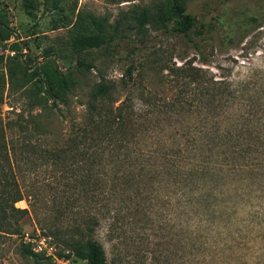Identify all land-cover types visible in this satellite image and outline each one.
I'll return each mask as SVG.
<instances>
[{"label":"rangeland","instance_id":"374dc122","mask_svg":"<svg viewBox=\"0 0 264 264\" xmlns=\"http://www.w3.org/2000/svg\"><path fill=\"white\" fill-rule=\"evenodd\" d=\"M150 2L0 0V118L9 138L31 143L15 204L28 213L0 243V264H33L20 244L38 233L76 264H89L71 250L89 236L106 264H264V0H188L199 22L188 38L170 21L137 32L133 6ZM92 18L106 20L108 47L76 52ZM46 49L72 82L56 107L23 81L39 80ZM102 80L110 117L98 126L88 105ZM240 127L261 144L205 143ZM87 174L104 192H87Z\"/></svg>","mask_w":264,"mask_h":264},{"label":"trees","instance_id":"16d2710c","mask_svg":"<svg viewBox=\"0 0 264 264\" xmlns=\"http://www.w3.org/2000/svg\"><path fill=\"white\" fill-rule=\"evenodd\" d=\"M184 4L188 5V0H158L156 3L150 2L145 5L136 4L133 6L134 10L131 12L130 17L137 27V32H141L145 25L147 23H152V21L160 22L162 25H166V22L170 21L172 22L171 27L175 32L183 34L188 38L190 33L198 27L199 22L194 13L185 9ZM220 19L221 16L217 18V21L222 23L223 21ZM90 21L95 26L94 32L80 35L75 39L74 49L76 52L91 48H99L103 45L106 49L108 47L107 42L110 41V37H108L104 32L103 24L106 20L104 18L99 20L92 18ZM0 26H3V22L1 20ZM5 39L8 38L6 37ZM15 50H17V47ZM51 55L52 54L49 50H44L43 59L37 67V76L39 80L23 81L31 82L32 85L25 89H29L32 92L35 97V103H39L43 100V104H45L47 100L51 99V107H56L58 102L64 101L65 92L70 88V84L72 82L71 80H67L66 74L60 69ZM77 66L90 68L91 64L79 59L77 61ZM104 83V80H102L101 82L94 84L93 88L95 90V94L88 105L89 121L98 126L102 124L104 125L106 120L110 117H108L109 108L106 109L107 106L103 96L104 92H107V89H104ZM221 83L225 84L224 86L227 88V83ZM214 84H216L215 81ZM33 105L34 104H31L30 106ZM43 107H46V105H43ZM34 118L35 117L33 115H30L26 121L34 120ZM119 120V115L113 116L111 119L112 123H117ZM13 123L14 121L9 120L5 126H9ZM246 129L247 128L244 127H240V129L235 130L228 129L227 132H225L226 134L214 131L207 139L210 141H206L205 143H213V140L232 139L231 142L241 145L244 150L246 145L261 144L262 141H255L251 138L254 137L252 135L253 133L247 134ZM101 137L103 139L104 136ZM106 137L108 138V134H106ZM225 137L227 138L224 139ZM25 140L26 138H9L4 130V122H2L0 118V243L20 234L19 220L28 213L26 208H19L15 206L16 202L23 199V192L18 176L24 174L28 167L24 166L28 164V161L26 160V154L23 153L26 147L28 148L31 146V143L25 142ZM190 142L195 144V146L193 145L195 147L194 152L198 153L196 139L192 138ZM98 144L99 143H95L94 146ZM42 151L46 156L52 155L53 157H58L59 155L57 152L58 148L55 147L43 148ZM247 151L249 152V150ZM84 154L88 159L95 153L90 155L85 150ZM168 157H170V154L165 152L161 154L159 158ZM212 160L205 161L200 165L207 164L211 166ZM86 161V163H89V160ZM201 167L203 168V166ZM189 179L191 180L192 178L189 177ZM184 180H187V178H181V186L183 188L188 186L187 183H184ZM84 184L87 187V192L96 189L98 190V193H102L105 190V183L96 181L92 182V175L87 177ZM112 190L113 189H110L108 191ZM65 203L69 204L71 201H68L67 198ZM75 242H84L83 244L72 246L71 250L76 257L86 260L89 264H106V256L103 247L91 236L82 241L75 240ZM20 248L26 255L31 257L33 264H42L38 260V254L35 253L29 246L20 244Z\"/></svg>","mask_w":264,"mask_h":264},{"label":"built area","instance_id":"2783aa9c","mask_svg":"<svg viewBox=\"0 0 264 264\" xmlns=\"http://www.w3.org/2000/svg\"><path fill=\"white\" fill-rule=\"evenodd\" d=\"M26 237H28L27 241L31 243V248L35 253H43L44 255L55 260V264H76V262L74 263L69 259L58 258L55 255V247L49 235L38 233L37 235L31 237H29L27 234Z\"/></svg>","mask_w":264,"mask_h":264}]
</instances>
